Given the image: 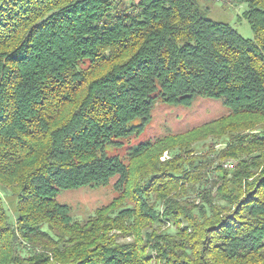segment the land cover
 <instances>
[{
  "label": "trees",
  "instance_id": "1",
  "mask_svg": "<svg viewBox=\"0 0 264 264\" xmlns=\"http://www.w3.org/2000/svg\"><path fill=\"white\" fill-rule=\"evenodd\" d=\"M233 2L253 40L200 0H0V264H264V0ZM197 98L230 113L108 154Z\"/></svg>",
  "mask_w": 264,
  "mask_h": 264
},
{
  "label": "rangeland",
  "instance_id": "2",
  "mask_svg": "<svg viewBox=\"0 0 264 264\" xmlns=\"http://www.w3.org/2000/svg\"><path fill=\"white\" fill-rule=\"evenodd\" d=\"M200 2L209 9V18L216 22L229 24L237 29L244 39H254V32L244 18V13L248 10L246 4L238 5L233 0L232 2L231 0H200ZM229 113V109L222 100L197 98L189 107H174L158 103L152 112L150 123L139 137H133L129 141H125V145L120 149L108 147L107 151L110 155L125 157L130 147L169 134L184 133L227 116ZM222 147V145L219 146V149ZM116 180L117 178L112 179L106 186L61 190L57 200L70 208V214L75 221L83 223L92 217L98 208L112 202L116 196L113 188ZM0 191L6 201L9 214L14 219L15 215L9 202V194L2 189Z\"/></svg>",
  "mask_w": 264,
  "mask_h": 264
},
{
  "label": "built area",
  "instance_id": "3",
  "mask_svg": "<svg viewBox=\"0 0 264 264\" xmlns=\"http://www.w3.org/2000/svg\"><path fill=\"white\" fill-rule=\"evenodd\" d=\"M232 167V166H231Z\"/></svg>",
  "mask_w": 264,
  "mask_h": 264
}]
</instances>
